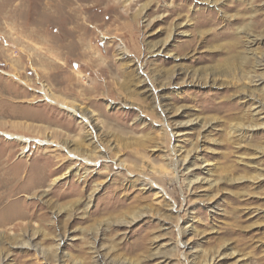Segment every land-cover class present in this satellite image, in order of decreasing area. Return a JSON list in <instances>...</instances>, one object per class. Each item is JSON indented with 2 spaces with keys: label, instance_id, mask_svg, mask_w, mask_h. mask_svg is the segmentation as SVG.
I'll return each mask as SVG.
<instances>
[{
  "label": "rangeland",
  "instance_id": "obj_1",
  "mask_svg": "<svg viewBox=\"0 0 264 264\" xmlns=\"http://www.w3.org/2000/svg\"><path fill=\"white\" fill-rule=\"evenodd\" d=\"M263 63L264 0H0V264H264Z\"/></svg>",
  "mask_w": 264,
  "mask_h": 264
},
{
  "label": "bare ground",
  "instance_id": "obj_2",
  "mask_svg": "<svg viewBox=\"0 0 264 264\" xmlns=\"http://www.w3.org/2000/svg\"><path fill=\"white\" fill-rule=\"evenodd\" d=\"M108 9V8H107ZM165 42V41H164ZM123 53H125L123 50L121 51V54H123ZM264 64V63H263ZM229 66V65H228ZM163 84V83H162ZM161 84V85H162ZM160 85V86H161ZM162 87V86H161ZM44 96L46 97V99L47 100H49V101H51L52 103H56V104H58L61 108H63L64 110H67L68 112H70V113H72L73 115H75V116H78L79 118H80V120H81V122H83V124L84 125H86L87 127H88V130H90V132L89 133H92L93 132V130H94V128L92 127V122L90 121V116H88L87 114H85L84 113V111H81V110H78V108H76L75 106H73V105H69V104H67L66 102H60V101H58V100H56V99H52V98H50V96H47L46 94H44ZM83 126V125H82ZM87 131V130H86ZM95 139V138H94ZM70 155H73V153L72 154H70ZM84 161H85V163L86 162H89L90 160H88L87 158H84L83 159ZM90 165H92V164H90ZM152 182V181H151ZM153 184H155L154 182H152ZM154 186H156V185H154ZM157 188H159V187H157ZM159 191L160 192H162V190H161V188H159Z\"/></svg>",
  "mask_w": 264,
  "mask_h": 264
}]
</instances>
